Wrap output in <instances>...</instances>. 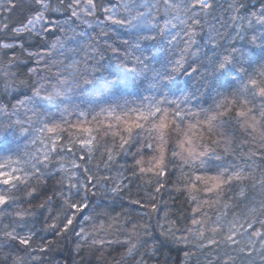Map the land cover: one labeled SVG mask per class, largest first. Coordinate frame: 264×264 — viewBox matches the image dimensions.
<instances>
[{"label": "snow or ice", "instance_id": "snow-or-ice-1", "mask_svg": "<svg viewBox=\"0 0 264 264\" xmlns=\"http://www.w3.org/2000/svg\"><path fill=\"white\" fill-rule=\"evenodd\" d=\"M90 259L264 264V0H0V264Z\"/></svg>", "mask_w": 264, "mask_h": 264}, {"label": "trees", "instance_id": "trees-1", "mask_svg": "<svg viewBox=\"0 0 264 264\" xmlns=\"http://www.w3.org/2000/svg\"><path fill=\"white\" fill-rule=\"evenodd\" d=\"M171 255L173 258H177V256H178V254L176 252H172ZM112 256L118 258V253L113 252ZM69 264H70V261H69ZM89 264H97V262L95 259H90ZM128 264H131V262L129 261Z\"/></svg>", "mask_w": 264, "mask_h": 264}]
</instances>
